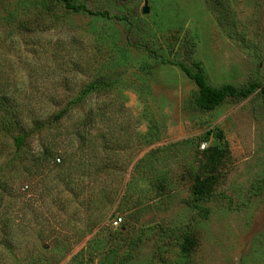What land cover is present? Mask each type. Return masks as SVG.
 <instances>
[{
  "label": "rangeland",
  "instance_id": "obj_1",
  "mask_svg": "<svg viewBox=\"0 0 264 264\" xmlns=\"http://www.w3.org/2000/svg\"><path fill=\"white\" fill-rule=\"evenodd\" d=\"M224 1L236 20L232 30L217 25L204 0H82L90 10L123 19L65 11L21 31L16 17L30 21L23 15L26 0L0 1V107L4 97L15 98L23 113L43 117L66 101L82 100L59 124L33 134L24 158L53 142L61 159L63 146H75L78 120L96 104L105 105L102 132L111 118L124 130L122 143L131 146L135 132L154 140L132 160H93L109 169L77 172L84 182L76 197L66 190L63 174L46 166L23 180V189L35 182L34 196L12 203L4 173L26 159L24 153L12 156L9 138L0 132L1 207L16 213L23 226L17 259L44 243L53 246L60 264H121V257L124 264H264V110L258 90L211 112L185 113L181 100L194 87L173 65L190 52L209 84L241 85L253 78L264 89V0ZM95 80L110 87L82 92ZM156 148L162 150L137 160ZM209 148L222 151L224 159L212 195L193 207L192 181L200 154ZM120 176L126 185L116 200L95 211L90 191Z\"/></svg>",
  "mask_w": 264,
  "mask_h": 264
},
{
  "label": "trees",
  "instance_id": "obj_2",
  "mask_svg": "<svg viewBox=\"0 0 264 264\" xmlns=\"http://www.w3.org/2000/svg\"><path fill=\"white\" fill-rule=\"evenodd\" d=\"M1 1V0H0ZM10 3L12 0H4V3ZM27 6L24 10V17L29 18L30 21H25L22 16L16 17L17 28L21 31H28L34 27L36 20L54 21L60 18L65 11L74 13H84L91 16H98L105 19H123L118 16L109 15L107 11L90 10L82 2V0H26ZM208 10L214 13L217 25L222 29L232 30L236 28V20L230 8V3L224 0H204ZM232 13L229 15V13ZM161 63H167L163 58H159ZM179 71L193 84L194 89L190 91L186 97L181 100V108L185 113H207L215 110L224 103H238L256 90L259 97L258 108L264 110V89L260 83L251 78L246 83L241 85H233L223 83L218 85L209 84L205 78L200 64L194 61L190 52H184L183 57L178 62L173 63ZM110 87L102 80H95L87 84L82 92H93L101 88ZM2 107H0V132L4 136H8L9 146L12 150V156L18 158L21 153L22 158L27 156L28 140L35 133L51 128L55 124L64 119L71 108V106L80 105L82 100L74 99L66 101L64 106L48 116H41L33 112H26L20 110L21 102L15 98L4 97ZM51 105L55 102L48 100ZM105 106L103 104L95 105L89 109L75 125L74 138L75 146L72 149L68 145L63 146L60 150L61 159L55 157L56 149L53 142L42 145L36 155L30 156L21 166H12L4 175L11 180L10 187L6 192V197L10 202L19 201V198L24 194L30 197L35 193V182L30 183L23 189V180L30 177L37 176L46 170L52 168L58 169V173H62L63 178L66 179V190L72 197H76L83 187V180L77 175L81 171L83 174L92 167V171L100 172L106 170L109 166L105 162L96 160H132L145 146L154 142V140H147L148 135L134 133V142L131 146L128 143H122L121 139L124 135V130L117 127L114 120H108L106 131L102 132L98 123L101 118V109ZM19 109V110H18ZM121 137V138H120ZM72 144V143H70ZM162 149L156 148L149 150L142 157L137 160H148L159 153ZM130 156L126 154L130 153ZM26 152V153H25ZM224 153L216 148H209L200 154V161L198 166V175L194 177L191 185V200L190 205L196 207L199 202H204L212 195L213 185L217 181L218 167L224 159ZM55 160H63L60 165L55 164ZM76 160L72 168L71 161ZM95 160V161H93ZM17 162L19 160H11L10 162ZM49 163V164H48ZM51 163V164H50ZM128 164L120 165L119 168L125 169ZM107 167V168H106ZM116 167V166H115ZM43 168V169H42ZM109 169V168H108ZM110 169H113L112 167ZM118 169V168H116ZM39 170V172H38ZM88 176V174H87ZM29 177V178H28ZM92 183H97L96 179L90 177ZM80 183V184H79ZM98 184V185H97ZM89 193L88 203H94V210L98 211L105 207L112 201H115L122 190L124 183L120 176L118 179L111 182H98ZM100 184V185H99ZM70 185V186H69ZM81 186V187H80ZM107 186L111 188L107 189ZM0 189V264H60V258H56L50 249L53 246L50 244H39L36 251L26 254L21 259H17L15 252L17 250V238L22 232L23 226L21 221L17 218L16 213L8 212L7 209L1 207L2 193ZM121 198V196L119 197ZM65 237L64 233L60 234ZM80 240L75 241L77 243ZM73 243V244H74ZM185 243L189 244L190 240L186 239ZM64 246L67 250L72 247L66 237ZM134 245V244H133ZM132 245V246H133ZM131 246V247H132ZM69 247V248H68ZM128 253L131 251L129 248ZM66 250V251H67ZM127 257H130L128 254ZM125 258L121 257L119 263L124 264ZM71 262V261H70ZM67 261L65 264H74Z\"/></svg>",
  "mask_w": 264,
  "mask_h": 264
},
{
  "label": "built area",
  "instance_id": "obj_3",
  "mask_svg": "<svg viewBox=\"0 0 264 264\" xmlns=\"http://www.w3.org/2000/svg\"><path fill=\"white\" fill-rule=\"evenodd\" d=\"M201 148H203V146H200ZM120 222V218H116L112 221V224L115 226Z\"/></svg>",
  "mask_w": 264,
  "mask_h": 264
},
{
  "label": "water",
  "instance_id": "obj_4",
  "mask_svg": "<svg viewBox=\"0 0 264 264\" xmlns=\"http://www.w3.org/2000/svg\"><path fill=\"white\" fill-rule=\"evenodd\" d=\"M146 11H147L146 8L143 7V8H142V13H146Z\"/></svg>",
  "mask_w": 264,
  "mask_h": 264
}]
</instances>
